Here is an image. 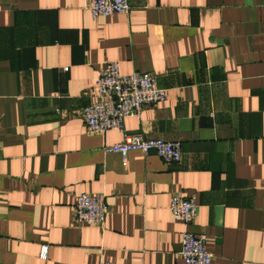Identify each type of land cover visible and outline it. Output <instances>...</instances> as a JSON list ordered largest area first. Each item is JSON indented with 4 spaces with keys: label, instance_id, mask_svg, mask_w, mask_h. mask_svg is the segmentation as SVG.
Segmentation results:
<instances>
[{
    "label": "crops",
    "instance_id": "0c3cea01",
    "mask_svg": "<svg viewBox=\"0 0 264 264\" xmlns=\"http://www.w3.org/2000/svg\"><path fill=\"white\" fill-rule=\"evenodd\" d=\"M87 3L0 0V264H180L183 230L205 236L211 264H264V0H147L97 18ZM106 62L165 91L122 131L177 142L178 165L104 153L122 134L87 131ZM80 194L103 197L101 228L72 223ZM174 195L195 198L187 227Z\"/></svg>",
    "mask_w": 264,
    "mask_h": 264
},
{
    "label": "built area",
    "instance_id": "2783aa9c",
    "mask_svg": "<svg viewBox=\"0 0 264 264\" xmlns=\"http://www.w3.org/2000/svg\"><path fill=\"white\" fill-rule=\"evenodd\" d=\"M133 2L145 5L147 0H88L87 11L92 18L127 14ZM164 99L165 91L157 88L153 75L138 72L121 75L116 62H106L97 72L95 100L82 108L80 116L90 133L115 130L122 134L118 143L103 149L104 153L125 155L137 151L143 156L151 153L165 165H178L181 151L177 142L144 139L122 131L125 118L139 119L144 106L161 103ZM168 210L175 221L187 227L197 215L195 198L174 195L169 201ZM106 213L107 206L101 195L80 194L73 206L72 223L76 226L83 224L101 228ZM204 239V235H194L187 230L180 233L177 252L180 264H211L212 257L204 248ZM46 254L47 247L40 246L39 259L44 261Z\"/></svg>",
    "mask_w": 264,
    "mask_h": 264
}]
</instances>
